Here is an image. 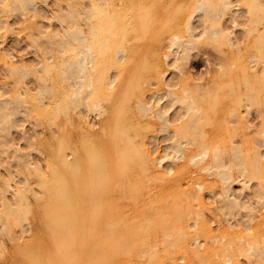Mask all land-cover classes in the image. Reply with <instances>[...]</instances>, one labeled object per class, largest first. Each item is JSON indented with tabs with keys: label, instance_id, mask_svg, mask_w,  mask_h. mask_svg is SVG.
<instances>
[{
	"label": "bare ground",
	"instance_id": "obj_1",
	"mask_svg": "<svg viewBox=\"0 0 264 264\" xmlns=\"http://www.w3.org/2000/svg\"><path fill=\"white\" fill-rule=\"evenodd\" d=\"M3 159L0 264H264V0H0Z\"/></svg>",
	"mask_w": 264,
	"mask_h": 264
},
{
	"label": "rangeland",
	"instance_id": "obj_2",
	"mask_svg": "<svg viewBox=\"0 0 264 264\" xmlns=\"http://www.w3.org/2000/svg\"><path fill=\"white\" fill-rule=\"evenodd\" d=\"M17 27H18V30L20 31V30L24 29L25 26H23V24L21 23ZM21 42H20V44L17 42L18 45L16 47H14V49L17 52V53L15 52L16 55L17 54L21 55V56H18V55L17 56L19 58L24 59V60L36 59V56H33V54L31 53L32 50L30 48L29 49L25 48L26 47L25 42H24V44H23V42L21 44ZM25 52L30 53V55H27L25 57L24 56ZM22 53H24V54H22ZM214 53L215 52H212L211 50H208V49H201L200 52L198 53V56L192 61V64H191L192 72L195 75L201 77L203 79V81L206 80L208 77L212 76L211 72H212V69H213V65H214L215 62H217V61H215V54ZM206 59H208L209 62H207ZM205 61H206L207 64L205 63ZM26 86H28L30 88L33 87L29 83H27ZM255 116H256V114H252L250 116V118L255 117ZM24 127L26 129V137H27L26 141L21 139V135L19 133H14L13 132L12 136H10L11 141L13 142V144H17L19 147H24V145H28L29 144V145H31L32 148H35L37 146L38 141H41L44 138V136L46 135V133H47L46 130L43 127H38V126H35V125H31L29 123L26 126H24ZM9 160L10 159H6V161H9ZM6 161L4 159H3L2 162L0 161V174L5 172V163H6ZM10 171L11 172H15L16 171V165L14 164V160H13V162L10 165ZM234 189L238 190V187L234 186ZM2 239H3L6 247L9 250V248L11 247L13 242L10 241V239L8 237H5V236Z\"/></svg>",
	"mask_w": 264,
	"mask_h": 264
}]
</instances>
